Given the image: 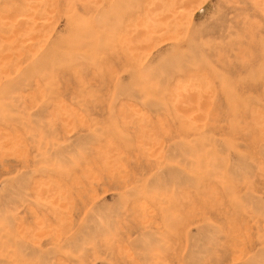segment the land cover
<instances>
[{
  "label": "rangeland",
  "instance_id": "1",
  "mask_svg": "<svg viewBox=\"0 0 264 264\" xmlns=\"http://www.w3.org/2000/svg\"><path fill=\"white\" fill-rule=\"evenodd\" d=\"M0 264H264V0H0Z\"/></svg>",
  "mask_w": 264,
  "mask_h": 264
}]
</instances>
